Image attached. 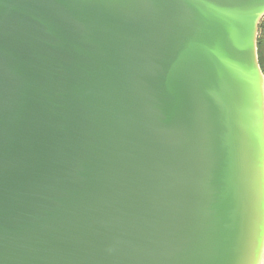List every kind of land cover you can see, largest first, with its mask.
<instances>
[{"label":"water","instance_id":"obj_1","mask_svg":"<svg viewBox=\"0 0 264 264\" xmlns=\"http://www.w3.org/2000/svg\"><path fill=\"white\" fill-rule=\"evenodd\" d=\"M264 0H0V264H264Z\"/></svg>","mask_w":264,"mask_h":264},{"label":"rangeland","instance_id":"obj_2","mask_svg":"<svg viewBox=\"0 0 264 264\" xmlns=\"http://www.w3.org/2000/svg\"><path fill=\"white\" fill-rule=\"evenodd\" d=\"M258 52L261 60V65L264 68V17L258 26Z\"/></svg>","mask_w":264,"mask_h":264},{"label":"trees","instance_id":"obj_3","mask_svg":"<svg viewBox=\"0 0 264 264\" xmlns=\"http://www.w3.org/2000/svg\"><path fill=\"white\" fill-rule=\"evenodd\" d=\"M258 30H259V29H258ZM257 51H258V39H257ZM258 60H259L260 68H261V70H262V72H263V74H264V68H263L262 65H261V60H260V57H259V52H258Z\"/></svg>","mask_w":264,"mask_h":264}]
</instances>
